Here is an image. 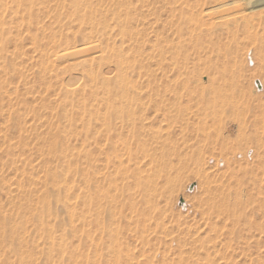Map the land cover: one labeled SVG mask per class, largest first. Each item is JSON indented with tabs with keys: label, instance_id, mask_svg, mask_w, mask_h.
Returning <instances> with one entry per match:
<instances>
[{
	"label": "rangeland",
	"instance_id": "rangeland-1",
	"mask_svg": "<svg viewBox=\"0 0 264 264\" xmlns=\"http://www.w3.org/2000/svg\"><path fill=\"white\" fill-rule=\"evenodd\" d=\"M72 1L0 0V232L13 224L19 228L24 225L26 230L20 233L28 238L31 212H36L37 264H264V59L256 58L254 44L241 42L242 49L233 54L229 73L209 69L211 74L208 70L201 75L194 88L186 85L187 90H181L180 111L174 108L168 116L162 104L168 90L163 85L161 49L169 0H127L138 18L129 28L145 45L139 49L144 54L140 52L124 71L128 93L136 100L117 103L129 105L126 110L133 116L124 126L117 119L113 134H123V141L131 146L129 149L128 143L127 150L124 142L126 146L112 150L106 147L107 137L100 135V121L88 123L89 112L83 110L86 104L92 111H104L103 93H94L89 85L83 87L87 82H78L76 93L69 97L65 94L66 77L72 69L71 78L77 81L85 70H73L70 65L83 58L74 44L80 28V33L84 29L83 33L89 32L87 39L101 43L105 60L110 48L129 49L127 44L132 48L135 38L127 36L129 42L115 25L111 13L116 0L82 3L99 7L94 18L109 24V30L104 25L99 34L98 23L89 20V8L83 10L81 5L76 10ZM253 5L256 11L264 10V1ZM87 12L88 20L84 16ZM210 76L213 90L209 88ZM216 83L217 89L227 85L221 91L224 96L227 92L231 103L220 106L196 99L197 103L193 98V94L199 95L196 88L204 89L206 84L205 91L209 88L214 99L213 95H219ZM216 96L219 101L223 99ZM163 161L170 163L166 170L180 178V185L165 189L170 181L162 179L165 185L161 183L155 205L145 215L136 213L131 206L133 196L143 181L161 174L157 165ZM88 177L92 182L90 203L84 199ZM28 189L35 194L32 209L23 195ZM228 194L231 206L240 207L237 220L221 214L209 218L205 212L209 195L221 203ZM47 200L51 212L47 211ZM110 203L111 216L107 212ZM40 218L46 228L39 225ZM53 239L55 249L51 247ZM7 246L8 242L0 238V264H16Z\"/></svg>",
	"mask_w": 264,
	"mask_h": 264
},
{
	"label": "bare ground",
	"instance_id": "bare-ground-1",
	"mask_svg": "<svg viewBox=\"0 0 264 264\" xmlns=\"http://www.w3.org/2000/svg\"><path fill=\"white\" fill-rule=\"evenodd\" d=\"M142 1L145 2V0H142ZM257 1H264V0H169V1H167L166 7L164 5L166 10L164 11L165 18L163 19V28H164L163 34H164V36L162 38L164 41L163 42L164 46H163V49H161V50H162V54H163V62H162L163 65L162 66L164 67V68L162 67V69H164L163 70L164 71L163 77L165 78V80H164L165 83H163V85L165 87H167V88L163 87V90H164V88H165V90H168L167 95L165 94V98H163L164 101L162 104H164L165 112L168 116H171V113H172L174 108H175L174 109L175 111H177V112L180 111L181 106H182V104H181L182 98H183L181 95V92H183V91H181V90H183V89L187 90L186 85L192 86L193 84L195 85L197 82H200L199 78L201 77V75L206 74V72L209 69L215 70V69L219 68L220 70H222V69L227 70L229 68L231 60H234V58H235L233 54H237V52L242 49V48H240V44L243 40L251 41L254 44V53H255L257 59H260V58H262L260 60L264 59V50H261V47H264V10H261V11L260 10L259 11L254 10L255 5H253V4ZM83 2H84V0L72 1L73 5L76 7V10H78L81 7ZM83 6H85V7H83ZM130 6L131 5H128L127 0H116L115 8L112 7V8H114V10L112 9L113 13H111V14H113L112 18L115 20V25H117L121 31V32L119 31L120 34L123 33V35L126 36V39H128L127 36H129L130 38L131 37L135 38V39H132L133 42H131L132 44L134 43V46L132 48H130L127 44V47L129 49H126V47H124V48L121 47L122 46V44H121V46H120L121 48H115L116 46L110 48L109 44L107 43L108 48H110V54H107V55L108 56L110 55V56L107 60H105L101 54L102 53L101 43L97 42V40L96 41L90 40V38H91L90 36L93 34L92 29H90L92 34H90V36H89L90 38L87 39L88 36L86 34H88L89 32L88 33L86 32V34L83 33L85 31V29H84V31H81L82 33H80L79 31L82 30L80 28V30L77 32L74 44L77 45V47H78L77 51L79 54L82 55L83 58H79V60H78V58H76V60H73V61L71 60L72 62L70 63V65L73 66V70H74V68L80 67L81 69H85L84 70L85 72L82 71V73L79 75V79L77 81H75L73 78H71L70 72L72 69L70 70V72L68 71L69 73L67 74V77H66L67 78V85L65 88V94L67 96L73 95V93L77 89L78 82H80V83L87 82L86 84L83 83L84 86L83 85H81V86L85 87V85H89L90 89L94 88V91H92V92H94V93L97 92V94H98V92L101 91L103 93V99H101L102 100L101 102L103 104H105V107H104L105 110L104 111H100L99 108H98L99 110L94 111V109H93V111H92L90 108L87 109L88 106L84 103H83L84 104L83 110H87L89 112L88 123H91V121L94 119L100 121V123H101L100 135L104 136V138L107 137V144H106L107 146L106 147L108 149H112V150H116L117 148L120 147V145L123 147V145H125L124 142L127 144V146L125 145L126 148L128 147V143H129V147H128L129 149L131 146L130 142L123 141V139H122L123 134H113L115 132V129H116V120L117 119H121L122 120L121 126H124L125 124L129 125L131 123L132 116H133L132 111H130V110L128 111V109L126 110V108L129 107V105L126 107H123V105L117 106V103H118V101L121 100V101H125L126 103L131 104V101H133L135 99V98L131 97L128 93V90H127L128 80H127V76H125L124 71L126 70L125 72H127V69H126L127 65H130L132 62H135L136 61L135 58L144 52L143 50H142L143 52L141 50L139 51V49H143V47H142L143 43L145 45V41L144 42L141 41L139 37L136 38L138 33L135 34L136 35V37H135L133 35V31L131 32V29L129 28V27H131V23L137 21V19H138L136 16L133 15L132 10H131L132 8H130ZM249 6H251V7H249ZM84 8H86V9L89 8L88 11H90V13L92 12L91 16L89 15L90 22L93 20L96 21V18H94V16L96 15L95 14L97 11L96 9H98L99 7L94 8V6L92 4L87 6V4L85 5V3H84L82 5V9L85 10ZM81 10H79V11H81ZM102 12H103V10H102ZM97 13H98V11H97ZM86 15H88V12L85 13L84 16H86ZM86 18L88 20L87 16L85 17V19ZM92 18H93V20H91ZM105 18H106V16H105ZM98 21H96L98 23V27L96 28V30H97L96 32L99 34L100 30H102L104 28L105 24L103 22L102 23L100 22V21H102L101 19L99 22ZM106 21L107 20H105V23H106ZM96 22H94L93 25L91 24L92 27L94 26V24H96ZM107 24L108 23H106L105 26L108 29L109 26L107 27ZM141 24L145 25L144 22H141ZM261 26L263 28V31H261ZM111 28H113V27H110V32L112 31ZM93 30L95 32V28H93ZM106 30H105V32H107ZM115 31H116V29H115ZM101 33H102V31H101ZM105 34H106L105 36H108L107 33H105ZM142 35H143V32H142ZM93 36H95V34ZM85 37H86V39H85ZM108 38H110V37H108ZM141 39H143V38H141ZM128 41H129V39H128ZM128 41L125 40V43ZM105 46L106 45L104 44V46H102V47H105ZM65 49H66V47H65ZM105 49H106V47H105ZM129 50H130V52H129ZM55 51H54V53H55ZM140 52H142V53H140ZM139 61H140V58H139ZM262 65H263V67H262V69H263L264 63ZM72 66H71V68H72ZM144 66H146V65L144 64ZM139 67H140V65H139ZM139 67L137 69H140ZM89 70H90V72H89ZM216 71H219V70H216ZM212 72H213V70H212ZM223 72H224V70H223ZM224 73H227V72H224ZM228 73H229V71H228ZM210 74L211 73L209 70V75ZM229 75H228V77H229ZM212 77L210 79L207 77V79H209L208 82L210 84L212 83L211 86H209V88L211 87V90L214 89L213 88V82H211L213 80ZM218 80H216V82ZM224 80H226V79H224ZM229 80L230 79H228L227 81H229ZM220 83L221 82H219V84ZM227 83H229V82H227ZM210 84H208V85H210ZM205 85L203 86L204 89L201 88V90H203L202 93H201L200 89H199L200 90V92H199L198 88L195 87L196 91H198V94H199V95L195 94L196 96H194V94L192 93L193 98H195V100L197 99V100H199V102L201 101L204 104H216L217 105V103H218V105L220 104V106L222 105V103L227 104L228 102H230V100H227V97H226L227 92L225 93L226 96H224L223 91H221L222 87H225L224 90L227 89L226 88L227 85L222 86L218 89H217V87H219L218 83H216V85H215V88L218 90L217 92L219 93V95L216 92V89H215V93H217V95L220 97L222 96L221 98H223L220 101H219V99H216L215 98L216 95L211 94V92H210V94L214 96V99L212 98V96L209 95V91H208L209 88L207 89L208 93H206L207 91H205L206 90ZM172 86H174V87H172ZM197 87H199L198 84H197ZM80 90H82V89H80ZM189 90L191 93L192 88L189 87ZM196 91H195V93H196ZM207 94L209 95L210 98H207V96H208ZM183 96H184V94H183ZM218 96H216V97H218ZM69 97H68V99H69ZM78 97H76V100ZM193 98L190 97V99H193ZM197 100H196V102H197ZM221 101H223V102H221ZM136 102H138V101H136ZM191 102H192V100H191ZM75 103H77V102H75ZM218 108L219 107H217V109ZM231 108L232 107L229 108L230 111L234 112V110ZM227 109H226V112H227ZM235 110H237V109H235ZM259 110H261V109H259ZM203 111H204V109H203ZM213 112L215 113V110ZM222 112H223V110H222ZM83 113H84V111H83ZM236 114H237V112H236ZM214 115L215 114H213L212 116L214 117ZM217 115H220V117H221V114L218 113ZM65 118H67V117L65 116ZM73 118H72V120H73ZM72 120H71V122H72ZM202 121H203V119H202ZM210 121H212V120H210ZM203 122L207 123L209 121H206V122L203 121ZM207 124H211V123H207ZM201 126L203 129L204 127H203L202 122L200 124V127ZM244 128H245V126H244ZM230 129L234 131L235 128L233 129L231 127ZM254 129L256 130V128H254ZM258 129H260V128H258ZM139 145L141 147L140 142H139ZM128 148H127V150H128ZM55 149H56V147H55ZM77 149H78V147H77ZM133 149H135V148L132 146V150ZM60 151H61V149H60ZM130 153H131V151H130ZM172 162L173 161L171 160V163ZM31 164H32V161H31ZM162 164H163V166H161ZM162 164L157 165V166H160L159 168L162 170V171L160 170V173L162 175L161 174L158 175L156 173L155 176H157V177L154 176V178H152L150 180L143 181L141 183V185L139 186L140 187L139 191L137 189L135 196H133V200H131V201H134V202L132 203L131 206L136 211V213L140 212V213H144L143 215H145V213L153 207L155 199L160 195V192L162 190L160 185H161V183H164L163 180H168V182L170 181V183L167 184L165 189L171 190L173 187H177L178 185H180V183H181L180 178H177V176L175 177V175H174V177L172 175L170 176L169 171L166 170L168 165H170V163L166 162V161L164 163V161H163ZM29 165H30V163H29ZM163 170H164V174L162 173ZM28 171H30V170H28ZM24 172H25V170H24ZM179 175H181V174H179ZM57 178H58V176H57ZM23 181H24V179H23ZM34 182H35V180H34ZM60 182H61V180H60ZM19 185H20V183H19ZM30 185H31V183H30ZM164 185H165V183H164ZM26 186H27V184H26ZM91 190H92V182H91L90 178L88 177V179L86 180L85 195H84V197H85L84 199L87 201V203L91 202ZM120 190H121V187H120L119 191ZM25 191L26 192H24L23 195L26 198L25 200H27L29 202V205H30L29 209L30 208L32 209L31 206L33 204L31 202H34V195H35L34 190L28 189ZM47 194H49V193L47 192ZM222 194H223V192H222ZM19 195L21 196L20 193H19ZM20 196L18 198H20ZM223 196H224V194H223ZM230 196L231 195L228 194V197L224 198L221 201V203H217L218 199L216 202L214 197L209 195V197L207 199L208 204L206 205V208H205L206 209L205 212H206L207 216L209 218H211L212 215H217V217H218L221 214L222 216H226L228 218L232 217L235 220L237 218L236 216H239L238 213L240 211V207L239 206H237V207L231 206V204L229 203L231 200ZM235 196H237V194ZM48 197H46V198H48ZM21 198H23V197L21 196ZM219 199H221V198H219ZM238 200H241V198ZM43 201H45V199ZM50 201H52V200H50ZM47 203H48V200H47ZM50 203H48L49 205H47V211H50L49 208L52 209L51 208L52 205ZM112 205H114V204H112ZM56 206L58 207V204ZM115 207H117V206H115ZM61 208H62V206H61ZM113 208L114 207L112 206V209ZM65 209H67V208L65 207ZM39 212H40V210H39ZM43 212L44 211H42V213L41 212L40 213L43 214ZM68 212L70 213L71 211L69 210ZM107 212H108L109 216H111L110 215L111 214V203H110V205H108ZM131 212H132V210H131ZM46 213L49 215L48 212H46ZM51 214H55V213H51ZM31 216H32L31 217V228L30 229L27 228V229H29L28 230V238L25 236L24 233H23V235L20 233L21 232L20 230H26V226H24L22 223H21L23 225L22 228H19L16 226L14 227V224H13V227H11L8 231L2 232V233L0 232V238L4 241L8 242L7 247L9 249V252L12 253L13 256L15 257L16 264H37L36 263L37 262L36 261L37 260L36 254L37 253L35 251L36 248H35L34 238L36 239L35 235H36V230L38 228V224H37L38 218L36 216V212H31ZM69 216H70V214H69ZM41 217L43 218V215ZM40 221H42V219ZM39 225L43 226V228H46V224L43 221L40 222ZM48 238H51V237L49 236ZM54 241H55V239H53L51 241V247H53L52 249H55L54 245H55L56 241L55 242ZM62 246H64V244ZM55 247H56V245H55ZM62 248L63 247H61V250L63 251L64 249H62Z\"/></svg>",
	"mask_w": 264,
	"mask_h": 264
},
{
	"label": "water",
	"instance_id": "water-1",
	"mask_svg": "<svg viewBox=\"0 0 264 264\" xmlns=\"http://www.w3.org/2000/svg\"><path fill=\"white\" fill-rule=\"evenodd\" d=\"M183 200H184V199H183V198H181V202H183Z\"/></svg>",
	"mask_w": 264,
	"mask_h": 264
}]
</instances>
